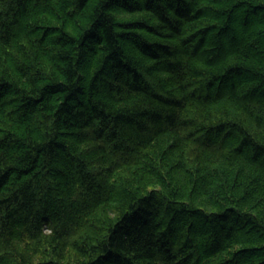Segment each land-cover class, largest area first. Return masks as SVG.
Instances as JSON below:
<instances>
[{
  "label": "trees",
  "instance_id": "16d2710c",
  "mask_svg": "<svg viewBox=\"0 0 264 264\" xmlns=\"http://www.w3.org/2000/svg\"><path fill=\"white\" fill-rule=\"evenodd\" d=\"M0 264H264V0H0Z\"/></svg>",
  "mask_w": 264,
  "mask_h": 264
}]
</instances>
